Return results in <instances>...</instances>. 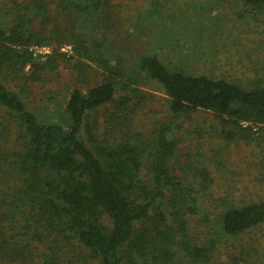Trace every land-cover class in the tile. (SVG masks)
Wrapping results in <instances>:
<instances>
[{
  "label": "trees",
  "instance_id": "1",
  "mask_svg": "<svg viewBox=\"0 0 264 264\" xmlns=\"http://www.w3.org/2000/svg\"><path fill=\"white\" fill-rule=\"evenodd\" d=\"M113 19L108 0H30L0 23V264H208L216 253L212 235L188 232V218L209 211L204 161L182 160L170 121L136 129L132 103L155 83L169 120L208 113L223 142L260 147L264 83L195 76L151 55L127 65L109 49ZM60 66L81 85L57 108L30 110V86ZM221 203L219 237L264 224L263 198Z\"/></svg>",
  "mask_w": 264,
  "mask_h": 264
},
{
  "label": "rangeland",
  "instance_id": "2",
  "mask_svg": "<svg viewBox=\"0 0 264 264\" xmlns=\"http://www.w3.org/2000/svg\"><path fill=\"white\" fill-rule=\"evenodd\" d=\"M30 0H0V23L8 24ZM115 28L109 49L129 65L131 55L154 56L164 65L191 75L225 79L236 84L264 83V9L254 10L238 0H108ZM256 9V8H255ZM23 11V10H22ZM44 49H36L40 53ZM68 48L61 51L66 52ZM91 83L100 81L90 72ZM33 84L27 93L30 110L42 113L57 108L74 87L76 75L60 66L57 76ZM141 88L135 99V128L149 135L157 123L170 121L178 141V154L198 156L214 180L203 207L188 218V232L200 239L212 235L216 253L208 264H264V224L238 237H219L212 221L221 201L235 205L264 199V136L253 134L255 143H225L217 122L208 113L169 120L165 96L155 83ZM18 92L17 88H13ZM55 103V104H53ZM250 247L252 252L246 256ZM253 248L255 251L253 252Z\"/></svg>",
  "mask_w": 264,
  "mask_h": 264
},
{
  "label": "built area",
  "instance_id": "3",
  "mask_svg": "<svg viewBox=\"0 0 264 264\" xmlns=\"http://www.w3.org/2000/svg\"><path fill=\"white\" fill-rule=\"evenodd\" d=\"M43 52H47V51H46V49H44V50L40 51V53H43Z\"/></svg>",
  "mask_w": 264,
  "mask_h": 264
}]
</instances>
